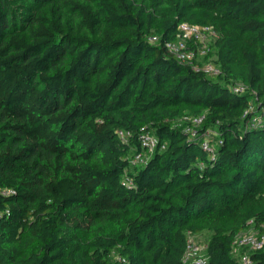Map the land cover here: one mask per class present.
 Returning <instances> with one entry per match:
<instances>
[{
	"label": "trees",
	"instance_id": "obj_1",
	"mask_svg": "<svg viewBox=\"0 0 264 264\" xmlns=\"http://www.w3.org/2000/svg\"><path fill=\"white\" fill-rule=\"evenodd\" d=\"M182 22L213 28L193 64L218 74L165 46ZM257 115L264 0H0V264H191L202 233V264H243L236 235L264 232Z\"/></svg>",
	"mask_w": 264,
	"mask_h": 264
},
{
	"label": "built area",
	"instance_id": "obj_2",
	"mask_svg": "<svg viewBox=\"0 0 264 264\" xmlns=\"http://www.w3.org/2000/svg\"><path fill=\"white\" fill-rule=\"evenodd\" d=\"M215 32L211 26L208 25H198L191 24L187 22H182L178 26V35L176 41L166 42L165 46L169 49L170 52L174 53L176 57L186 63L193 64V60L197 59V54L203 56L208 51L209 41ZM156 36H151L149 40H156ZM193 39L195 41L196 50L188 49V42ZM193 67L196 70H202L209 75H216L219 73L217 67H215L211 63H204L199 66L197 64H193ZM233 91L243 93L245 90V86L241 83H236L232 87ZM204 116H187L184 115L180 117V124H183V130L186 133L194 134L196 131V127L202 122ZM253 121L264 122V117L255 116ZM142 132L139 135V140L143 148H146L148 152H152L154 148L159 144L158 138L153 135L150 131H145L142 127ZM211 133H215L214 131H206V135H210ZM119 134L122 136L123 132L120 131ZM216 134V133H215ZM202 148L208 151H212V147L209 142L205 139L201 143ZM164 145H161V148ZM147 156L143 155V153H137L134 155L132 162L142 164L145 162ZM130 183V181H128ZM264 247V232L259 233L253 228H249L245 231L238 233L233 241L234 252H238L239 250L243 251L241 256V261L243 264L250 263V259L247 251L259 250ZM206 260L203 254V246H201L194 238V236H188L186 250L183 255V261L190 262L191 264H202Z\"/></svg>",
	"mask_w": 264,
	"mask_h": 264
},
{
	"label": "rangeland",
	"instance_id": "obj_3",
	"mask_svg": "<svg viewBox=\"0 0 264 264\" xmlns=\"http://www.w3.org/2000/svg\"><path fill=\"white\" fill-rule=\"evenodd\" d=\"M207 235L205 233H202L200 235H196L194 236L195 240L201 245V246H204V241H205V237Z\"/></svg>",
	"mask_w": 264,
	"mask_h": 264
}]
</instances>
